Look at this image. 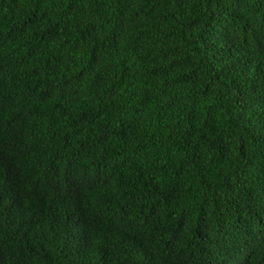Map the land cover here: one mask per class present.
Here are the masks:
<instances>
[{
	"label": "trees",
	"instance_id": "obj_1",
	"mask_svg": "<svg viewBox=\"0 0 264 264\" xmlns=\"http://www.w3.org/2000/svg\"><path fill=\"white\" fill-rule=\"evenodd\" d=\"M0 264H264V0H0Z\"/></svg>",
	"mask_w": 264,
	"mask_h": 264
}]
</instances>
